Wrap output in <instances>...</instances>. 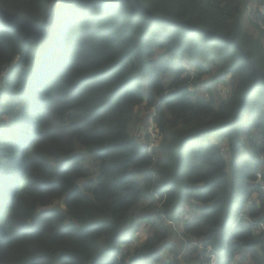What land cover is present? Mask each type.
Segmentation results:
<instances>
[{
    "label": "trees",
    "instance_id": "trees-1",
    "mask_svg": "<svg viewBox=\"0 0 264 264\" xmlns=\"http://www.w3.org/2000/svg\"><path fill=\"white\" fill-rule=\"evenodd\" d=\"M57 1L0 0V264H264V8L255 34L252 0Z\"/></svg>",
    "mask_w": 264,
    "mask_h": 264
},
{
    "label": "rangeland",
    "instance_id": "rangeland-1",
    "mask_svg": "<svg viewBox=\"0 0 264 264\" xmlns=\"http://www.w3.org/2000/svg\"><path fill=\"white\" fill-rule=\"evenodd\" d=\"M261 5L258 4L257 0H252L248 7H247V12L245 14V22L248 23L247 27H249V29L253 32V33H257L255 32V29L252 25H250L249 20L254 23V20L252 18V13H254L253 15L256 17V11L260 10L259 7ZM41 34V33H39ZM188 64V69L189 70H193V68L191 67V59L190 58H186L185 61ZM2 75H0V82L2 79ZM206 83H201L202 85H205ZM213 91L216 94H220V95H226L229 92V88L227 87V85H223V84H216L213 85ZM206 90V94H209L208 88H202V92ZM153 109H149V108H145L144 106L138 109V114H137V118L135 120V122H133L131 128H130V132L131 134L141 143L146 144L152 148H156L160 142V138L159 136L157 137V140L154 143H151L150 139H149V134H150V129L154 124V120H153ZM158 132V131H157ZM215 142V143H219L221 140L219 138L218 135H214L211 136L209 139H207L205 142ZM152 144V145H151ZM225 145V155L228 157L229 160V150L227 148L226 144ZM264 158V156H263ZM260 180H256V183H259ZM158 198V196H157ZM150 203V196L147 195L145 196L143 199H141V201L139 202L138 206L133 210L132 214L133 216L129 217L128 219H126V221L122 224L121 227V233H120V239L124 242L123 244V251L125 253L128 252V248H130L131 251V247H128L129 244H132L133 246L137 245L140 241H142L147 235L148 233L151 234V230L148 229V222H146L145 218L146 215L148 213H150V209H148V205ZM139 211L138 214L135 215V213ZM191 211H185L184 213L179 215L180 218V225L178 226V231H180L182 227V224L188 219V216H191ZM134 215L136 216V221L134 222L133 226H132V220L134 218ZM142 216V217H141ZM141 218V219H139ZM171 225H173L174 227L176 226L175 223H171ZM176 228V227H175ZM168 257L172 256V254H167ZM216 256V254H215ZM211 257V256H210ZM216 257L212 258V261H215ZM249 260L248 257H246L244 259V263L247 262ZM251 264V263H249Z\"/></svg>",
    "mask_w": 264,
    "mask_h": 264
},
{
    "label": "built area",
    "instance_id": "built-area-1",
    "mask_svg": "<svg viewBox=\"0 0 264 264\" xmlns=\"http://www.w3.org/2000/svg\"><path fill=\"white\" fill-rule=\"evenodd\" d=\"M263 8H264V6L263 5H261L260 7H259V9L260 10H263ZM254 13H252V18L254 19V20H256V17L253 15ZM193 72V71H192ZM1 75H3V73L1 74ZM206 92V91H205ZM153 109V111H154V113H153V116L155 115V107H153L152 108ZM158 130L156 129V126L155 125H153L152 127H151V129H150V134H149V139H150V141H151V143H154L156 140H157V137L159 136V134H158V132H157ZM152 145V144H151ZM149 147V149H151L152 147H150V146H148ZM263 160H264V158H263ZM262 167L264 168V163L262 164ZM262 178H263V173H262V171L260 170L258 173H257V180H262ZM259 181V182H260ZM249 202H251V201H249ZM238 220H243V221H245L247 224H249V225H253L254 226V233L256 234V235H259V236H261V238L262 239H264V222H258V221H256V220H254L253 218H251L250 216H247V215H241V216H239L238 217ZM208 253H210V256L212 257V258H214L215 257V251L209 246L208 247ZM214 262V261H213ZM233 264H237V263H233Z\"/></svg>",
    "mask_w": 264,
    "mask_h": 264
},
{
    "label": "water",
    "instance_id": "water-1",
    "mask_svg": "<svg viewBox=\"0 0 264 264\" xmlns=\"http://www.w3.org/2000/svg\"><path fill=\"white\" fill-rule=\"evenodd\" d=\"M58 1H59V0H58ZM58 1H57V2H58ZM127 1H128V0L112 1V2H108V3H97V5H101V6H117L120 2L126 4ZM55 5H56V4H55ZM55 5H54V7H55ZM54 7H53V9H54ZM135 7L137 8V4H136V2H135ZM53 9H52V11H51V13H50V16H51V14H52V12H53ZM48 22H49V21H48ZM38 32H39V33L46 34V33H48L49 31H48V30H45V31L39 30Z\"/></svg>",
    "mask_w": 264,
    "mask_h": 264
}]
</instances>
